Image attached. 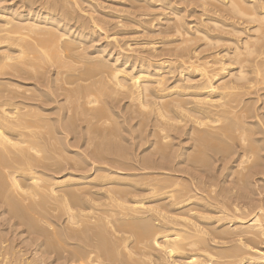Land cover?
<instances>
[{
  "label": "bare ground",
  "instance_id": "obj_1",
  "mask_svg": "<svg viewBox=\"0 0 264 264\" xmlns=\"http://www.w3.org/2000/svg\"><path fill=\"white\" fill-rule=\"evenodd\" d=\"M74 1L25 0L27 10L14 9L9 5L0 7V204L7 207L8 211L6 212L9 218L15 221L14 224L25 228V234L27 233L31 237L28 250L31 248L33 252L32 254L28 250H16L12 246H7L5 245L7 240L0 236V264H54L57 262L60 264H264V248L261 247H264L263 206H252L253 213H250V218H247L248 216L239 218L238 216L241 214L238 215V209L232 204L233 202L217 194L216 188L214 189L215 183H212L214 181H210L212 177L210 179L208 177L211 175L209 174L210 168L215 162H225V159L229 158V154L234 157V152L231 151L232 147H226V143L222 145L223 136H229L230 138H226H228L227 141L232 139L231 144L234 142L236 145L238 140L237 147L241 153L238 158L241 157L237 161V165L243 166L238 174L237 169L239 168L236 167L235 177L237 178L235 180H239L238 186L241 183L246 184V180L249 179L247 177L251 172L255 176V171L259 174L264 167V159L259 161L260 157L256 158L258 149L254 145V140L251 141L253 144H249L250 139L247 137L250 130L245 126L251 115L249 106L243 104L244 107H240L243 106L240 105L241 97L252 94L251 91H254L253 87L255 86L249 84L250 75L243 68H247L246 65H251L252 68L253 64L259 65L255 61L260 57L261 49L264 47V32L262 36L260 34V38L259 36L258 39L254 38L255 41L253 40L252 43L250 40L244 41L241 49L237 45L232 58L229 55L231 61L239 67L238 74L235 72L236 75L229 74L228 71L227 76L221 75L223 71H226L223 57H226L229 52L221 57L216 54L210 55L211 58H204L205 60L199 61L200 63L198 59H195L199 64L194 61V57L198 55L191 56L192 60L187 53L186 55L189 56H187V60L184 57L187 43L190 42L187 38L181 39L179 42L181 45H176L173 49L182 53L178 56L180 58L168 61L166 66L164 61L153 63L149 59L150 56L148 58L138 56L137 59L133 57L135 60L131 61L129 56L123 57L122 54L107 61L98 53L89 59L92 64L90 63V67L85 69V72L83 70L81 73L71 72L73 67H70L73 63L69 61L76 60L73 56L80 48L81 42L83 43L84 40L91 37L92 30L99 26L96 25L99 21L92 17H89V20H84V18L82 20L80 17L74 16L73 9L77 6ZM223 1L225 0H222V3ZM228 1H230L227 3L229 5L221 3V6L227 10L228 14L233 15L232 17L247 20L249 23H259V25L264 23L263 12H259L260 9L257 11L255 6L249 7L251 4L247 7L245 1L248 0ZM36 3L39 6L34 8L33 6L38 5ZM2 11L8 13L4 14ZM181 20L177 18L176 24L171 27L174 35L177 34L180 38L189 31V28ZM97 30L99 31V29ZM262 41L263 45H261ZM190 46L189 44L188 47ZM103 51L105 50L103 49ZM108 53L107 55L110 56ZM70 56L71 60L68 59L69 61L65 62ZM81 57L83 56L81 55ZM226 61L228 60L226 59ZM175 64L178 66L177 68H175ZM262 66L264 67V64ZM263 67L262 69H264ZM177 69L180 74V77H177L182 78L177 82L179 85L172 86L174 89L166 87L164 74L171 76L174 71L176 73ZM188 70L189 72L193 70L194 74L198 73L196 76L200 81H193L196 83L192 84L193 75L189 77V72H187V77L183 75ZM51 72L52 75L49 77L48 74L50 75ZM254 73L256 74V72ZM4 76L8 78L2 79ZM9 77H16L17 80L21 79L26 82L35 80L36 82H34L42 88H38L33 83L34 97L30 98L28 93L32 90L27 89L23 94L19 93L20 85L23 83L12 81ZM91 79L95 80V83L89 82ZM85 82L92 83V88L89 87L90 84L87 85L89 88L85 85L84 89L86 87L87 89L80 93L77 87ZM72 85H75V107H73L75 109L71 110L74 112L73 114L70 113L74 115L72 119H70L71 115L70 120L63 122L64 106H58L56 108L57 117L49 119L48 115H51L54 109H45V105L57 104L56 99L61 94L57 95L56 93L62 91L63 94L66 86ZM17 89L22 97L16 93ZM41 89H46V91ZM35 93L37 94L35 95ZM17 96L20 97V102H18ZM113 96L114 99L115 96H121L128 100V107H125L130 110L127 109L125 112L129 120L136 114L141 115L138 126L141 127L143 124L140 125V123L144 121H146L144 127L146 124L151 125L152 121L148 123L149 116H153L151 118L156 126L153 125L154 128L151 126L153 129L151 131L155 133V128H157L156 132L159 133L161 143L173 138L168 133H171L170 131L175 133L174 130H178V124L179 126L183 125L182 130L187 127L186 134L183 133V135H186L188 141L193 142L190 144L189 150L194 153L189 154L191 156L189 158L188 152H185L186 149L184 151L186 156L183 153L181 155L185 159L178 161L179 165L180 163L186 164L188 171L185 167V171L184 169L177 171L173 163L175 158L165 156L166 153L169 155L174 150L164 151L163 154L162 151L158 152L160 151L158 146V151H155L161 155L159 163H153L149 155L145 159L142 158L143 160L141 159L140 162L134 163L133 159L130 161L131 156L129 157V152L127 153L129 147L120 146L114 143L115 141H110L106 134V124L109 123V120L113 121L112 117L108 118L112 110L110 100ZM114 99L112 98V101ZM120 99L118 98V100ZM115 100L117 102V99ZM68 101L69 97L66 94L64 102ZM96 103L103 104L101 105L103 107L92 111L91 108L94 107L93 105L96 107ZM45 111L49 114L43 116ZM125 112L123 118H125ZM146 115L148 120L144 117ZM138 116L134 118H138ZM142 116L144 121H142ZM79 117L82 120H88L85 123L87 125L94 121L98 126L95 129H91V127L89 129V126H86L85 130L89 134L92 132L95 135L94 140L98 141L94 144L93 151L89 152L91 164L98 165L95 166V169L93 168L97 173L93 178H90L91 180L83 175L76 180L72 175L54 178L52 174L51 176L44 171H54L56 174L67 167L72 171L85 168L86 158L78 156V159L73 160L67 156L63 157L61 153H65L69 148L66 145L65 148L64 144L61 146L60 137L65 133L76 132L74 129L78 122L77 119L80 122ZM122 120L121 123L124 122ZM94 122L92 125L95 126ZM119 126L121 127V125ZM247 126H250L251 129V125L247 124ZM254 126L260 127L264 132V122H258ZM144 127H141L140 132ZM112 129L114 130V125ZM112 129L108 128V131L111 133ZM116 129L112 134L115 135L114 138L120 135L119 128V131ZM168 130L170 131L168 132ZM182 130L180 128L178 133H175L174 139H178L176 136L182 134ZM124 131L126 135V130ZM127 131L130 132L129 128ZM156 138L154 139L156 140ZM90 139H87V149H89V145L93 144V139ZM131 140L134 142V139ZM155 140H151V142L155 144ZM255 140L257 142V139ZM146 141L150 140L146 139ZM163 144H165V146L163 145L164 150L169 149L170 144L166 142ZM166 144L169 145L168 148H166ZM143 145L146 146L144 141ZM153 147L151 146L152 152L150 149L149 152L153 156H157L153 152ZM260 151L258 150V154ZM218 153H224V156L221 158L218 156L217 159ZM147 154H149L148 151ZM210 157H213V160ZM209 160L214 163H209ZM169 164L171 167L168 166ZM226 164L225 162L224 165ZM243 164H246V167ZM99 165H103V167ZM155 165L162 167L161 170L163 167L165 170L167 166L171 169L172 174L179 172V175H181L180 173L186 175L188 182L180 184L181 180L175 182L171 179L170 182L167 178L171 175H167L168 185L154 183L155 179L152 181L154 184H148L147 182L151 183L150 180L143 179L145 182L147 181L145 183L142 178V181H138L140 178H137V180L133 179L129 181L130 183H126L122 180L123 177L121 180L120 177L119 179L118 177L114 178L116 173L114 174L111 170V166H118V168L120 166L126 171L136 168H142V170L148 168L147 170H149ZM204 167L209 169L208 175L205 174ZM258 167L261 168L258 170ZM71 170L69 169V171ZM230 173L232 174V172ZM202 175H205L207 180H203ZM144 176L146 177V175ZM130 177L132 175L129 174ZM83 180L88 181L83 182ZM184 181L183 183H185ZM244 188L246 187H242V189ZM143 191L148 192V194L145 192L149 196L147 204L144 202L145 199L140 198L139 195ZM208 214L214 215L209 216ZM246 220L247 222H245ZM29 253L33 255L31 259L26 257Z\"/></svg>",
  "mask_w": 264,
  "mask_h": 264
},
{
  "label": "rangeland",
  "instance_id": "obj_2",
  "mask_svg": "<svg viewBox=\"0 0 264 264\" xmlns=\"http://www.w3.org/2000/svg\"><path fill=\"white\" fill-rule=\"evenodd\" d=\"M4 1H6V2H4ZM24 1L25 0H22V2H20V0H18V1L17 0H1L0 1V7L9 5L10 7L12 6V8H14V9L25 10L27 8V7L25 8V6H27L26 5L27 2H24ZM74 2L77 4V6H75V8L73 9V15L74 16H78L82 20H83V18H84V20H89L90 19L89 17H92V18L96 19L97 21H99V22H97L95 20L97 22L96 25L98 24L99 26H98V28L95 27L94 30H92L91 37H88L90 40L87 38V40H84L83 43L81 42L80 48H79L81 50H79V49H78V51L76 50L77 53L75 52V54H74L75 56L72 55L73 58H76V60L74 59L72 61L71 60V58H72L71 56H70V58H67V60H65V62H68L69 60H71L69 62L73 63V65L70 64L71 67L69 65L70 68L73 67L72 71L70 70L71 72L75 71V72H78V73L80 72L81 73L82 70L85 72L90 67V65L92 64L90 62L91 60L89 61V59L91 57L97 55L98 53L101 55V57H103L107 61L113 60L118 55H122V54H123V57L124 56L125 57L129 56L130 58L129 57L128 58L131 61L137 59L138 56L140 58L141 57L142 58L143 57L144 58H148V56H150L149 59H151L153 61V63L158 62V61L159 62L164 61V63L166 62L165 63V66H166L168 61H175L177 58H180L178 56L182 55V53L180 51L176 52L173 49L176 47V45L177 46L181 45L179 43L181 41V39L184 40L185 38H187V40H189L190 42L193 41L191 43L189 42V44L191 45L190 47H188L189 44L187 43V45H188L187 46V51H184L185 52L184 57H186L187 60H188V57H189L188 55H186L187 53L190 55V57L191 56L194 57L195 54L198 55V56L194 57V61H196L198 59V62L199 61L203 62V60H205L206 58H211L210 55L213 56L214 54H216L217 56L221 57V55L223 56V55H225V53L229 52L226 57H223L224 67H225L226 71H223L224 74L221 73V75L222 76H224V75L227 76L228 73L229 74L230 73L231 74H235V72H237L236 74H238L239 67H238L237 64H235L234 62L231 61L229 55H231V58H232V54H233V52H235V48L237 47V45H238V48L241 49L243 47V45H244L243 44L244 41L248 42V40H250L251 43H252L253 40L255 41L254 38L258 39V36L260 38V34H261V36L264 34L263 33L264 32V25H263L264 23L260 24V25H263V27L262 26L260 27L259 23L258 24L257 23H249V21H247V20H241V19H238L236 17H232L233 15H231L230 13L228 14L227 10H224L222 8V6H221L223 3L226 4V5H229L227 3H229L230 1H228V0L223 1V3H222V0H75ZM245 2H247V7L251 4L249 7H252V6L254 7L255 6V7H257L256 9H258L257 11H259V9H260L259 12L262 11L263 12L262 16H264V0H248V1H245ZM20 3H21V5H20ZM36 4H38V3H36ZM23 5H24V7H23ZM38 6H39V4L35 5L33 7L37 8ZM5 11H7V10H5ZM5 11H2V12L4 14H7L8 12H5ZM226 14H228V15H226ZM177 18L180 19V20L182 19L181 21H183L185 23V25L187 26V28H189L188 29L189 30L188 31L189 34L187 33L186 35L181 36V38L177 34L174 35V33L172 31L173 28L171 29V27H173L176 24L175 22L177 21ZM232 19H233V21H232ZM258 27H260L261 29L258 28ZM96 28L99 29V31ZM124 30H126V31H124ZM93 31H95V32H93ZM92 35H94V37H92ZM250 41H249V43H250ZM261 45H263V41H262ZM188 48H191V49L188 50ZM103 49L106 52L105 51L102 52ZM262 49H264V47ZM262 49H261L260 57L257 60L255 59L256 61L254 60L255 63L258 62L259 65L253 64V68H252L251 65H249V66L246 65L247 68L246 67L243 68L244 70L246 69L245 71H248V74L251 77L250 78L249 75H248L249 79H251V80H249L250 81L249 84L252 85V86L255 85L253 87V90L255 92L251 91L252 94H248L249 96L248 95L247 96L246 95L242 96L241 99H240L241 102H242V103L240 102V105L248 104L247 107L249 106L248 109L250 110V114L251 115L249 114L250 117L247 119V124L251 125V129H250V126H247V124H246L245 128L247 129L249 127L248 129L250 130V132L247 133L248 135L247 134L246 135L250 139L249 144H253L251 141L254 140L253 141L254 145L257 147V149L259 151L261 150L260 154H258V150H257V155H256L257 159L260 157L259 161H262L261 159H264V152H263L264 149H262L264 147V135H263L264 132H263V130L260 127H255L254 124L257 125L258 122H261V123L264 122V106H263L264 105V101H263L264 100V97H263L264 96V69H262L263 66L261 67V65L264 64V56H263L264 55L263 54L264 50L262 51ZM131 51H132V53H131ZM107 53L110 56H108ZM81 55L83 57H81ZM192 57H191V59L193 60ZM196 57H198V58H196ZM156 58H157V60H156ZM226 59L228 61H226ZM261 59H263V60L261 61ZM179 60H181V59H179ZM183 60H185V59L183 58ZM187 60H185V61H187ZM207 60H210V59H207ZM194 61H191V62H194ZM198 62L196 61L197 64L200 63V62L199 63ZM177 67L178 66L176 65L175 68H177ZM250 67H251V70H250ZM257 67H258V69H256ZM172 68H174V67L172 66ZM175 68H174V70H176ZM227 69H230V70H227ZM227 71H228V73H227ZM178 72H179V69H177L176 73L174 71V74H171V76L167 75V74H164L165 77H166L165 78L166 79L165 80V86L166 87H171V88L174 89V87H177L179 85V83H177V82H179L178 80H180L182 78H178L177 77V76L180 77V74H178ZM187 72H189V70L185 71V73L183 72L184 73L183 75L185 77H187L188 75H189V77H192V75H193V77H192L193 80L191 81L192 84L196 83L197 81H200L198 79L199 77L196 76V74L198 75V73L194 74L193 70H192V72L190 70V72L187 75ZM254 72H256V74ZM258 72H260V73L257 74ZM51 75H52V72L50 73V75L48 74L49 77H51ZM3 78L7 79L8 77L4 76V77H2V79ZM13 78H16V77H13ZM13 78L11 77L10 79H12V81H15V82H19L20 81L19 83H23V84L27 83L26 85H23V84L20 85L21 89H20L19 93L23 94L27 89H29V90H32V91L28 93V96L30 98H31V96H32V98L34 97V95H33V93H34L33 92L34 91L33 90L34 84L33 83L36 82L35 80H27V82H26L24 80L22 81L21 79L17 80L18 78H16V79H13ZM92 81H93V83H95V80H93V79H91L89 82H92ZM193 81H196V82H193ZM89 82L88 83L85 82V83H82V84L79 83L80 86L77 87V90L80 93H83L82 91L86 90L87 87L89 86V84H90L89 87L92 88L91 87L92 83H89ZM85 85L86 86L88 85V86L84 89ZM94 85H96V84H94ZM94 85H93V87H94ZM175 85H177V86H175ZM37 86H38V88H42V87H39L40 85H37ZM172 86H174V87H172ZM18 90L19 89H17L16 93L18 94V96L20 95V97H22V94H19ZM41 90L46 91V89H41ZM12 91L14 92V90H12ZM53 92H55L54 89H53ZM65 92H66V94L69 97V101H68L69 103L68 102L67 103L64 102L65 101V95H66ZM36 94L37 93H35V95ZM56 94L57 95L61 94L56 99L58 105L57 104H48V105H45V107H44L45 109H54L53 113L51 115H48L49 119H55L57 117L56 108L58 106L59 107L64 106L63 107V112H62L63 113V122H65L66 120L68 121V120L72 119V117L74 116V115H72L74 113L72 111L75 109V108L73 109V107H75L74 106L75 105V97H74L75 85L66 86L65 91H63L64 95L62 94V91H61V93L57 92ZM20 97H18L19 98L18 102H20ZM112 98L114 99V96ZM112 98L110 100V102H112V104H111V107H112L111 109L112 110H111V114H109L108 118L110 117V119H111V117H112L113 121L109 120V123H107L108 125L106 124V127H105L106 128L105 130L107 132L106 134H108V136H109L108 138H110L109 140L112 141V142L115 141L114 143H116V144H118L120 146H124V147L126 146L127 148L129 147L128 148L129 150L126 148L127 149V153L129 152L128 153L129 157L131 156L130 157V161L133 159L134 163L136 161L137 162L142 161L143 160L142 158L145 159V158L148 157V155L150 156V159H151V161H153V163H155V162L159 163V161H161V160H159V159H161V155H158V152L160 153L162 151V153L164 154L166 151H170V150L173 151L174 150L173 152H170L169 155H166V154H168V153H166L165 156L166 157L169 156L171 158H175L176 159V160L173 159L174 160L173 163H174V167H176L177 171H178V169H179V171H183V169L185 171L186 164L182 165V163H180V165H179V161L178 160L185 159L181 155H182V153L185 154L184 151L186 149L187 150L185 152H188L187 156L189 154H191V153L192 154L194 153V151L190 152V150H189L190 147H191L190 144H192L193 142L191 140L188 141V138H186L185 134H186L187 127H185L186 129L183 128V130H182L183 125L179 126V124H178L177 129L180 130V128H181V130H182V134L179 132L180 134H177V136H176V137H178V139L176 137H175L176 139H174V136L176 135L175 133H178V130L175 129L174 130L175 133L170 131V130H168V132L169 131L171 132V133H168V134L171 135L173 138H170L171 140L168 139L169 142L168 141H163L164 143L166 142V143L170 144V147H169L168 144H166V148L169 147V149L164 150L165 144H163V142L162 143L160 142L159 133L156 132L157 128H155L156 130L154 129L155 133H152L153 129H151V126L152 127H153V125L156 126V123L153 121V118H151L153 116H151V117L149 116L150 119L148 118L147 115L144 116V117H146L145 118L146 120L149 119L148 123H151V121H152L151 125L150 124H146L145 125L146 129L144 127V123H146V121H144L145 119H144L143 116L141 117L142 121H144V122L141 121L142 123H140V125L143 124L141 127H144V128H142V131L140 132L141 127L138 126V125H139V121H140L139 117L141 115L138 116V114H136L135 116H133L132 119L129 120V118L126 117L127 113L125 112L127 109L130 110V108H126L125 107V106L128 107V100L123 99V97L121 98V96H119V97L115 96V99H117V102H118L117 103L115 99L112 101ZM118 98L119 99L121 98L122 100L121 99L118 100ZM16 101H17V99H16ZM99 103H102V102H99ZM99 103H96V107H95V105H93L94 107L91 108L92 111H93V109L95 110L96 108L98 110L102 109L103 106H101V105H103V104H99ZM34 104H37V103H34ZM244 105L240 106V107L242 108V107H244ZM46 106H49V107H46ZM253 111H254V113H253ZM124 112H125V118H123ZM43 113H44L43 116H46V114L48 112L45 111ZM70 113H72V114H70ZM90 113H92V112H90ZM68 114H69V117H68ZM70 116H71V118H70ZM85 116H87V115H85ZM137 116H138L139 119L138 118H134V117H137ZM255 116H256V118H255ZM122 118H123L124 122H123ZM125 119H127V120H125ZM114 120H116V121L114 122ZM121 120H122V122L124 124L121 123ZM77 121L79 122L78 119H77ZM86 121H88V120H86ZM86 121L82 120V118H80V122L79 123L77 122L75 124V129L74 130L76 132H72V133H69V134L65 133V134L61 135V137H60L61 138V146L64 144V147L66 145V147L69 148V149L67 148L68 151H65L66 154L64 152H61L62 156L63 157L67 156V158L69 157V158H71L73 160L75 158L78 159V156H80L81 158H86V160H87L86 161V165H85L86 169L85 168L84 169L81 168V169H78V170L73 169V171H72L71 168L67 167L65 169L67 172L65 170H62V172H59V173L56 172V174H55L54 171L53 172L44 171L45 173H47V174L49 173V175L52 174L53 176L52 175L51 176L54 177V178H62V177H65V176L67 177L68 175H72L73 177H75L74 180H76L78 177H80L82 175L85 176V177H88V180H91L90 178L91 177L93 178L94 175H96L97 172L94 171V169L98 165L97 164H91L92 161L90 160L91 158L89 157V155H90L89 152L93 151V149L95 148L94 144L96 142H98V141L94 140L95 135L92 134V132L90 133L92 135H90L85 130H86V126H89V129H90V127H91V129H95L97 124L93 121L94 124H95V126H94V125H92L93 122L91 121L92 123L87 125V124H85ZM125 121H126V123H125ZM110 123H111V126L109 127ZM112 124L114 125V130L116 128H117L116 130H118V128H119L120 131L119 130L118 131L120 132V135H119L120 138L117 137L118 134L116 135L117 138H114L115 135L114 136L112 135V134L115 133V131L112 129V127H113ZM76 125H77V127H76ZM119 125H121V127ZM149 125H150V127H148ZM254 127H255V131H254ZM97 128H98V126H97ZM108 128L112 129L113 131L111 130V133H110V131H108ZM128 128H129L130 132L127 131ZM77 129H79L80 131L77 130ZM121 129H122V131H121ZM124 130H126V135L124 133L125 132ZM131 132H133L132 135H130ZM116 133H118V132L116 131ZM141 133H142V136H140ZM183 133H185V134L183 135ZM255 133H256V135H255ZM109 134H111L113 137L111 136L112 137L111 138ZM92 136H94V137H92ZM134 136H135V138H134ZM156 136H157V138H156ZM77 137H79V138H77ZM83 137H85V138H83ZM136 137H138V139H136ZM145 137H148V138H145ZM153 137L156 138V140ZM226 137L230 138L229 136H223V138L225 140L223 139L224 142L222 143V145H224L226 143V145H227L226 147H229V146L232 147L231 151L233 150L234 157L231 154H229L228 155L229 158L225 159V162L228 165L227 164L224 165V163H225L224 161L215 162L216 157L218 159V156L220 158L224 156V153H222V154L218 153L217 156L215 155L216 157L214 158V162L215 163L212 161L213 157L212 158L210 157L212 160H209V163H211V164H212V162L214 163L212 166L210 165L211 168L209 166V168L211 169L210 173L208 172L209 169L207 170L206 167H204V168L207 171L205 169H204L205 171L204 170L203 171L205 172V174L207 172L209 174H211L208 177H209V179H210V177H212V179L210 181L211 182L214 181L212 183H215L214 184V189L216 188L215 189V191L217 190L216 193L220 194L223 197H226L228 200L232 201L233 202L232 204L235 205L236 208L238 209V213L239 214L238 213L237 214L238 215H240V214L243 215L242 217H241V215L238 216V217L242 219V218H245V217L248 216L247 218H250L249 215L251 216L250 213H253V211L251 209H253L254 206L255 207H259V206L262 207L263 206L262 209L264 211V176H263L264 167H263L262 171H260V173H259L260 175L258 174V172L256 173V171H255V176L252 174V172L250 173L251 176L249 175V177H247V178H249L248 181L246 180V182H245L248 185L241 183L238 186V181L239 180H237V179L235 180V178H237V177H235L236 169L239 168V169H237V174H238L239 171H241L240 168L243 169L242 165L241 166L237 165L238 164L237 161L241 157V156H239V158H238V155H241V153L239 152L240 149H238V147H237L238 140H237V143L235 145L234 142H232L233 144H231L232 139H231V141H230V139L227 141L228 138H226ZM252 137H253V139H252ZM90 138L93 139V144L89 145V149H87L88 148L87 139L91 140ZM140 138H141V141H139ZM131 139H134V142ZM146 139L150 140L149 141L150 143L148 141H146ZM255 139H257V142H256ZM151 140L152 141L155 140V144L156 145L154 144V142L152 143ZM63 141H64V143H62ZM143 141H144V144L146 143V146L143 145ZM174 141H175V143H173ZM157 142H158V144H157ZM235 142H236V140H235ZM255 142H256L257 145L255 144ZM137 143H138V145L136 146ZM159 143H161V144H159ZM178 143H180V144H178ZM147 144L149 146L151 145L152 147L155 145V149L153 147V150H154L153 152H155L154 154H156L157 156L154 155L155 156L154 157L153 154L150 153V152H152V148L150 146V148H149L151 150L150 151L148 149L149 146ZM152 144H154V145H152ZM92 145H94V146H92ZM260 145H261V147H259ZM157 146L159 147L160 151H158V147ZM162 146H163V148H162ZM172 146H173V148H172ZM90 147H91V149H90ZM161 148H162V150H161ZM146 150L148 151L149 154H147ZM155 150H157L158 152L155 151ZM237 150H238V152H237ZM179 151H180V154H179ZM172 153H174L175 155L177 154V156H174V154H173V157H172ZM220 154H221V156H220ZM145 155H146V157H145ZM230 155L232 156L231 158H230ZM158 156H160V158H158ZM178 156H179V158H178ZM185 156H186V154H185ZM261 156H263V157H261ZM190 157L191 156L189 155V158ZM67 158H65V159H67ZM157 159H158V162H157ZM222 162H224V163H222ZM263 162H264V160H263ZM175 163H177L178 166ZM220 164L223 165V166L220 167L219 166ZM155 166L149 168V170H147L148 168L147 169L145 168L143 170H142V168H140V169L136 168V169H132V170H128V171L122 169L120 166H119V168H118V166H111V170L113 171L114 174L116 173L115 174L116 176L115 177L113 176L114 178L118 177V179H119V177H120V180H121L122 177H123L122 180H124L126 183H130L129 181H132L133 179L137 180V178H140V179H138V181H142L143 179L144 180H148V181L150 180L151 183L146 181L148 184L159 183V184H165L166 185L167 183L169 184V182H166V181H168V180H166V177H168L169 175H171V177L167 178V179H169V181H170V179H171V181L175 180V182H179V180H181L180 184H186L188 182L186 180V178H187L186 175H183L182 173H180L181 175H179V172L178 173L176 172V173L172 174L171 169L168 168L167 166H166L167 170H166V168L164 170V167H163V170H161L162 167H159V166L155 167ZM168 166L171 167V164H169ZM180 166H182V167H180ZM263 166H264V163H263ZM100 167H103V165L100 166ZM105 167H107V166H105ZM244 167H246V164L244 165ZM213 168H214V170H213ZM259 168H261V167H258V170H259ZM69 169L72 172L69 171ZM168 169L171 171V173H170V171ZM186 169H187L186 171H188V167ZM137 170H139V171H137ZM230 172H232V174ZM141 173H142V175H141ZM208 173H207V175H208ZM117 174H119V175H117ZM129 174L132 175L133 178L132 177L129 178ZM144 175H146V177ZM134 176H136V177H134ZM172 176H173V178H172ZM176 177H178V178H176ZM179 177L182 178V179H180ZM141 178H142V180H141ZM146 178H149V179H146ZM150 178H153V179H150ZM201 178H203V180H205V179L207 180L205 175L203 177H201ZM162 179H164V180L162 181ZM184 179H185V181H184ZM153 180H154V183L152 182ZM87 181L83 180V182H87ZM183 181L185 183H183ZM79 182H82V181H79ZM244 186L246 188L242 189V187H244ZM239 187H240V189H239ZM144 188H146V187H144ZM225 190H227V191H225ZM145 192H147V191H143V193L142 194L140 193L139 195H140V198H144L145 199L144 202H145V204H147L148 201H149V199H147V198L149 196L147 195L148 192H147V194ZM224 193H225V195H223ZM245 193H246V195H245ZM139 195H138V197H139ZM236 195L239 197V199H238V197ZM240 195H241L242 198L240 197ZM230 197H231V199H230ZM234 199H235V202H234ZM243 199H244V201H243ZM237 203H239V204H237ZM254 203H255V205H254ZM2 205L0 204V236L4 237L7 240L5 245L12 246V247L16 248V250H18V249H21L23 251L28 250L29 249L28 247H30V240L29 239L31 237L29 235H27V233L25 234V231H24L25 228L21 227L18 224L17 225L14 224L15 221L13 219L11 220L9 218V215L6 212V211H8L7 207L2 206ZM149 205H151V204H149ZM4 209H5V211H4ZM208 215L209 216H213L214 214H212V215L208 214ZM208 215H206V216H208ZM247 220L245 222H247ZM234 227H235V225H234ZM229 245H225V246H229ZM261 247L264 248L263 246H261ZM31 250L32 249L30 248V250H28V251H31ZM31 253L33 254L32 251H31ZM31 253L26 255V257L31 259L33 257V255ZM58 263L60 264V262H57V263H54V264H58Z\"/></svg>",
  "mask_w": 264,
  "mask_h": 264
}]
</instances>
